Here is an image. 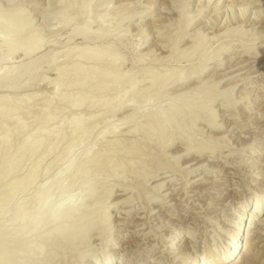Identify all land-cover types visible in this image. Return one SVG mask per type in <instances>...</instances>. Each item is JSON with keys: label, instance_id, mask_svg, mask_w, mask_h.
<instances>
[{"label": "rangeland", "instance_id": "rangeland-1", "mask_svg": "<svg viewBox=\"0 0 264 264\" xmlns=\"http://www.w3.org/2000/svg\"><path fill=\"white\" fill-rule=\"evenodd\" d=\"M208 1L0 0V18L18 9L22 14L19 24L23 21L25 24L21 25L25 26L31 21L21 29V34L16 32L20 37L14 40L25 44L23 42L31 35L36 42L39 40L36 50L28 56L20 50L1 61L8 49L1 45L0 39V70L2 73L6 68L10 71L8 86L0 83V100L4 99L1 101L6 105L0 104L3 109L7 108L6 113L5 109L0 113L8 116L0 114L3 121L0 125L4 124L1 128L6 132L11 130L8 132L11 143L4 139L6 135L3 139L12 150L28 134L35 133V128L45 124L44 132L48 129L45 132L48 136L41 133L47 138L44 137L43 144L33 155L15 154V149L11 154L5 152L8 157L13 154L17 155L15 159L18 155L21 157L15 173L4 177L3 182L12 188L19 184L20 177L26 181L20 182L21 187L14 186L17 190L9 187L11 191L0 183V188L9 192L5 194L0 190V196L8 201L0 197V202L8 206V213L0 217V222L10 219L17 203L29 204L40 189L54 187L65 168L67 145L75 139L84 144L75 143L78 146L71 151L70 157H74L76 165L62 179L63 183L70 182L63 196L74 198L83 185L84 188L87 182H90L87 186L91 185L88 196L76 212L79 218H74V222L83 221L82 225L73 222L78 231L76 236L70 242L46 248L43 254L50 255V259L45 262V254L37 256L32 251L33 243L31 251L28 248V253L24 251L30 256L28 259L25 254L29 261L23 258L28 264L30 261L34 264H90L94 261L97 264L109 261L111 264H176L178 247L185 239L193 243L186 255L204 258L203 253L210 251L217 260L227 250L230 237H239L237 232L241 230L240 238L245 236L243 229L249 220L256 226L250 245L253 250L241 264H264V202L258 207L260 213L252 219L249 212L255 199L264 192V0ZM85 3H89L86 14L82 12ZM87 20L91 34L73 36L72 30L81 28ZM103 47L109 56L106 55L107 59L104 56L98 65L90 59L93 65L87 55L93 56ZM81 55L85 58H80ZM110 62L113 67L108 65ZM104 64L115 69L112 76L118 73L117 80L101 77V70L106 68H102ZM89 65L100 72L95 70V76L90 77ZM83 69L88 73H83ZM183 75L189 80L185 84L169 85ZM222 91L227 93L224 95ZM182 92L186 93L185 97L190 95L187 101L185 99L186 105L178 107L180 102L175 100L174 104V95ZM118 103L125 106L114 111ZM173 104L180 110L171 109L175 108ZM47 107L48 114L46 110L44 113L52 115V119L48 117L51 120L45 119L48 123L42 115L43 108ZM160 112L162 115L158 114ZM39 113L42 119L37 117ZM129 116L133 120L126 118ZM210 116L222 125L209 128L206 121ZM197 117L203 119L198 121ZM17 118L21 123H15ZM72 118L74 122L76 118L83 122L81 130H74ZM16 124H24L22 127L26 130H18L20 125ZM1 128L0 140H3L5 131ZM4 144L0 145V160L3 161L0 164H4L6 158L3 151H10ZM186 147L191 148L188 155L176 157ZM198 150L204 154L200 157L201 163L191 160L195 157L193 152ZM254 159L257 161H252ZM3 168L6 170V166L1 172ZM161 182L160 187L157 184ZM256 189L262 193H256ZM233 193L240 197L231 204L228 201L235 195ZM106 197L110 204L118 201L116 206L111 204L115 207L107 210L108 219L104 217ZM220 197L224 198L218 200ZM241 210L243 212L239 213ZM239 214L241 218L237 222ZM15 244L11 245L12 249L16 248ZM169 244L173 251L167 254ZM127 246L130 249L121 254Z\"/></svg>", "mask_w": 264, "mask_h": 264}, {"label": "bare ground", "instance_id": "bare-ground-1", "mask_svg": "<svg viewBox=\"0 0 264 264\" xmlns=\"http://www.w3.org/2000/svg\"><path fill=\"white\" fill-rule=\"evenodd\" d=\"M210 1V0H209ZM208 1V2H209ZM181 2V1H180ZM188 2V1H187ZM129 3V2H128ZM189 3V2H188ZM88 5H89V3H85L84 5H83V13L84 14H86V9H87V7H88ZM216 5V4H215ZM153 9V8H152ZM1 10V9H0ZM201 10H202V8H201ZM201 10H200V12H201ZM18 11H20V10H18L17 9V11L15 10V12H14V14H7L8 16H6L5 15V17H1L0 18V29H2V36H1V45H5L6 47H7V53H4L5 54V57L2 59V56H1V61L2 60H6L12 53H14V52H16V51H22V53L24 52V54H25V56L27 55L28 56V54H30L32 51H35L36 49V45H38L39 44V40H38V42H36V39H35V36H30L29 38H27L26 39V41L25 42H23V43H25V44H19L18 43V41H16V40H14V38L16 39V38H19L20 37V35H18L17 36V33L16 32H18V34H19V31H20V34H21V29H24L23 27H25L26 25H28V24H26L25 26H22V25H24L23 24V21L21 22V24H19V17L22 15H20V13H21V11L20 12H18ZM199 11V10H198ZM241 11V10H240ZM12 12V11H11ZM200 12H198V13H200ZM203 12V11H202ZM232 12V11H231ZM220 13V12H219ZM241 13V12H240ZM242 13H244V12H242ZM221 14V13H220ZM219 14V15H220ZM200 15V14H199ZM214 16V15H213ZM218 16V15H217ZM216 16V17H217ZM219 17V16H218ZM217 17V18H218ZM27 18V17H26ZM131 18H133V17H129L128 19H131ZM137 19L138 18H140L139 16H137L136 17ZM102 20V19H101ZM100 20V21H101ZM212 20V19H211ZM19 21V22H18ZM192 21V19L190 20V22ZM224 21V20H223ZM31 22V21H30ZM30 22H29V25H30ZM193 22V21H192ZM213 22H211V24H212ZM138 24V23H137ZM28 25V26H29ZM209 25V24H208ZM27 26V27H28ZM188 26V25H187ZM129 27V26H128ZM189 27V26H188ZM26 28V27H25ZM90 22H89V20H87L86 22H84V25L81 27V28H75V29H71L72 30V32H71V34L74 36V35H77V36H82V37H86L89 33L91 34V31H90ZM1 31V30H0ZM145 32V31H144ZM16 33V34H15ZM157 33V32H156ZM161 33V32H160ZM200 33V32H199ZM68 34V33H67ZM71 34L69 35V36H71ZM196 34V33H195ZM145 35V34H144ZM158 35V34H157ZM67 36V35H66ZM73 36L71 37V40H72V38H73ZM76 37V36H75ZM74 39V38H73ZM96 39V38H95ZM19 40V39H18ZM22 40V39H21ZM198 40V39H197ZM20 41V40H19ZM67 41V40H66ZM182 41V40H181ZM68 42V41H67ZM66 42V43H67ZM21 43V42H20ZM38 43V44H37ZM145 43V42H144ZM67 45V44H66ZM4 46V47H5ZM36 46V47H35ZM40 46V45H39ZM241 46V45H240ZM199 47V46H198ZM244 47V46H243ZM105 48L106 47H103V50H99L98 49V52L96 53V52H92L93 54V56H91V55H87V58H88V56H89V62H91L92 64H93V60L95 61V63L97 64H101V61L103 60V58H104V56H105V58L104 59H107L106 58V55L107 56H109L108 54H107V50H105ZM39 49V48H38ZM87 50V49H86ZM242 50V49H241ZM20 51V52H21ZM245 51V50H244ZM84 52V51H83ZM246 52H248V51H246ZM256 52V51H255ZM261 52V51H260ZM251 53V52H250ZM68 54V53H67ZM81 54V53H80ZM79 54V55H80ZM85 55V54H84ZM258 55V54H257ZM12 56V55H11ZM77 56V55H76ZM76 56H75V58H76ZM86 56V55H85ZM85 56H80V58H85ZM90 56H91V58H90ZM113 56V55H112ZM116 56V55H115ZM22 58H23V56H22ZM74 58V59H75ZM77 58H78V56H77ZM116 58H117V56H116ZM9 59V58H8ZM35 59V58H34ZM90 59L92 60V61H90ZM119 59H120V56H119ZM40 60V59H39ZM78 60H80V59H78ZM88 60H87V62H88ZM34 61V60H33ZM75 61V60H74ZM104 61H107V60H104ZM103 61V62H104ZM28 62V61H27ZM31 62V61H30ZM39 62V61H38ZM42 62H43V60H42ZM79 62V61H78ZM106 63V62H105ZM113 63H114V61H113ZM119 63V62H118ZM29 64L30 63H28V66H26V67H29ZM97 64V65H98ZM110 64H112V62H110L108 65H110ZM115 64V63H114ZM114 64H112V65H110V66H114ZM117 64V63H116ZM115 64V65H116ZM27 65V64H26ZM79 65V64H78ZM94 65V64H93ZM105 65V64H104ZM21 66H23V65H21ZM39 66V65H38ZM76 66V63L74 64V66L73 67H75ZM100 66V65H99ZM102 66V65H101ZM118 66V65H117ZM31 67V66H30ZM70 67V66H69ZM91 67H93V66H91ZM90 67V65H89V68L87 69L88 70V72L86 71V70H82V72L84 73V71H86L88 74H89V76L90 77H92V76H95V75H93V73H95L96 71H99L98 70V68H97V70H96V68H91ZM104 67H106L105 69H103V70H101L102 72H101V77L103 78V79H107V77H112L111 79H113L114 77H115V79L117 80V75H118V73H117V75H115V74H113L114 75V77L112 76V73H113V71H115V69L114 68H112L111 69V67H109V66H103L102 68H104ZM79 68V67H78ZM115 68H117V67H115ZM7 69V68H6ZM6 69H5V71H6ZM27 69H29V68H27ZM70 69H74V68H70ZM80 69V68H79ZM101 69V68H100ZM24 70H26V68L24 69ZM24 70H22V72L24 71ZM33 70V69H32ZM76 70V69H75ZM96 70V71H95ZM4 70H3V73L1 72V70H0V72L2 73V74H0V83L1 84H3L4 86H8L7 84L10 82L9 81V78H8V76H9V72H5ZM27 71V70H26ZM73 71V70H72ZM77 71V70H76ZM95 71V72H94ZM236 71V70H235ZM73 72H75V71H73ZM77 72H79V71H77ZM81 72V73H82ZM100 72V71H99ZM120 72V71H119ZM200 72H201V70H200ZM7 73H8V75H7ZM12 73V72H11ZM27 73H28V71H27ZM31 73H32V71H31ZM86 73V74H87ZM22 74V73H21ZM28 74H30V72L28 73ZM224 74V73H223ZM18 75V74H17ZM23 75V74H22ZM21 75V76H22ZM79 75H80V73H79ZM84 75V74H83ZM98 75H99V77H100V73H98ZM24 76V75H23ZM85 76V75H84ZM12 77V76H11ZM16 77H18V76H16ZM20 77V76H19ZM87 77H88V75H87ZM21 78V77H20ZM86 78V77H85ZM98 78V77H97ZM170 78V77H169ZM172 78V77H171ZM12 79V78H11ZM10 79V80H11ZM14 79V78H13ZM89 79H91V78H89ZM188 79V77H186V76H180V78H178V79H176L175 81H173L172 83H170L169 85H181V84H185L187 81H189V80H187ZM170 80V79H169ZM9 81V82H8ZM12 81V80H11ZM219 81H221V79H219V80H217L216 81V85L219 83ZM242 81V80H241ZM14 82H15V79H14ZM132 82V81H131ZM154 82V81H153ZM167 82H169L168 80H167ZM207 82V81H206ZM117 83V82H116ZM133 83L134 82H132V84H131V86H133ZM136 83V82H135ZM14 84V83H13ZM153 84V83H152ZM15 85V84H14ZM1 86V85H0ZM3 86V88H5ZM9 86H11V84H9ZM110 86V85H109ZM130 86V87H131ZM14 87V86H13ZM7 88V87H6ZM8 89V88H7ZM58 89H59V86H58ZM133 89V88H132ZM0 90H2L1 88H0ZM4 90V89H3ZM6 90V89H5ZM131 90V89H130ZM227 90V89H226ZM225 89L223 90V91H226ZM232 89H230V91H231ZM194 91H195V89H194ZM222 91V92H223ZM186 92V91H185ZM221 92V93H222ZM227 92H228V90H227ZM227 92H225V93H227ZM263 92V91H262ZM132 93V92H131ZM189 93V92H188ZM187 93V94H188ZM224 93V92H223ZM225 93H224V95H225ZM229 93V92H228ZM127 94V93H126ZM184 93L182 92V93H180V94H177V95H174L175 96V98H174V101L176 100L177 102H180L179 103V105L177 104V106L178 107H183L184 105H186V104H184L186 101H187V99H186V97H188V95H190V93L188 94V95H186V97H185V94L183 95ZM227 95V94H226ZM245 96V95H244ZM177 97V98H176ZM242 98H244L243 96H241ZM6 99V98H5ZM107 99H108V97H107ZM124 99H125V96H124ZM172 99V98H171ZM185 99H186V101H185ZM239 99H241L240 97H239ZM1 100H4V99H1ZM0 100V103L1 102H3L2 104H4V105H6V102H4V101H1ZM7 100V99H6ZM9 100V99H8ZM173 100V99H172ZM104 101V100H103ZM176 101L174 102V104L176 103ZM231 101V100H230ZM229 101V102H230ZM236 101V100H235ZM106 102V101H105ZM119 102V101H118ZM171 102V101H170ZM50 103V102H49ZM104 103V102H103ZM110 103V102H109ZM124 103V102H123ZM121 104V103H118L117 104V107L114 109V111L116 110H119L120 108L122 109V107H123V105L124 104ZM126 103V102H125ZM172 103H173V101H172ZM172 103H169V104H172ZM2 104H0V105H2ZM52 104V103H51ZM106 104V103H105ZM173 104V106H175ZM210 104V103H209ZM228 104V103H227ZM12 105V104H11ZM47 105V104H46ZM127 105V104H126ZM168 105V104H167ZM181 105V106H180ZM50 106V105H49ZM48 106V107H49ZM125 106V105H124ZM128 106V105H127ZM172 106V105H171ZM172 106V107H173ZM177 106H175V108H171V107H169V108H171V109H177L178 107ZM47 107V108H48ZM77 107V106H76ZM76 107H75V109H76ZM210 107V106H209ZM208 107V108H209ZM168 108V107H167ZM4 109H5V113H6V106H4ZM4 109H3V105L0 107V111H2V112H4ZM31 109V108H30ZM44 110H42L43 112L42 113H44V111L48 114V110H49V108L48 109H46V108H43ZM74 109V110H75ZM79 109V108H78ZM134 109V108H133ZM170 109V110H171ZM179 109V108H178ZM177 109V110H178ZM8 110H10L9 108H8ZM14 110V109H13ZM175 110H173V111H175ZM180 110V109H179ZM210 110V109H209ZM12 111V110H11ZM19 112H20V110H18ZM39 111V110H38ZM8 112V111H7ZM16 112V111H15ZM15 112H13V114L15 113ZM158 112V111H157ZM176 112V111H175ZM174 112V113H175ZM9 113V112H8ZM17 113V112H16ZM16 113H15V115H16ZM22 113V112H21ZM41 113V114H42ZM54 113H55V110H54ZM59 113V112H58ZM62 113V112H61ZM110 113V112H109ZM173 113V112H172ZM177 113H179V112H177ZM1 115H3L2 113H0ZM50 114V113H49ZM136 114H137V112H136ZM155 114V113H154ZM158 114H161V112L160 113H158ZM158 114H156V115H158ZM6 116H7V114H5ZM5 115H3V116H5ZM10 115V114H9ZM18 115V114H17ZM30 115H32V114H30ZM45 118H44V120L47 118L48 120H51L52 118H51V116L50 115H48V116H46V114L44 113V114H42ZM63 115V114H62ZM102 115V114H101ZM104 115V114H103ZM162 115V114H161ZM197 115V114H196ZM36 116V115H35ZM34 116V117H35ZM40 116V113H39V115L37 116V117H39ZM75 116V115H74ZM221 116V115H220ZM8 117V116H7ZM7 117H5V118H7ZM10 117V116H9ZM36 117V118H37ZM48 117H50L51 119H49ZM97 117V116H96ZM195 117V116H194ZM5 118L4 119H2V120H5ZM36 118H34L35 120H36ZM40 118V117H39ZM39 118H37V120L39 119ZM53 118H55L54 120H57L56 119V117H53ZM74 118V117H73ZM72 118V119H73ZM127 119H130V120H133L132 119V117H126ZM161 118V116L159 117L158 116V119H160ZM198 119V121H199V119H201L202 117H197ZM10 119V118H9ZM15 119V118H14ZM40 119H42V116H41V118ZM39 119V120H40ZM46 119V120H47ZM62 119V118H61ZM83 119H85V118H83ZM89 119V118H88ZM203 119V118H202ZM216 119V118H215ZM215 119H214V117H212V116H210L208 119H207V126L209 127V128H213V129H215V128H217V127H220V125H222V123L221 122H219V123H217V122H215ZM8 120V119H7ZM13 120V119H12ZM18 120V121H17ZM17 120H16V122L15 123H18V122H20L19 121V118H17ZM20 120H21V117H20ZM34 120V121H35ZM46 120H45V122H46ZM91 120V119H90ZM135 120V119H134ZM32 121V120H31ZM33 121V122H34ZM72 121V120H71ZM87 121V120H86ZM126 121V120H125ZM0 122H3V121H1L0 120ZM12 122V121H11ZM25 123H26V121H24ZM23 122V123H24ZM40 122H42V121H40ZM49 121H47L46 123H48ZM55 122V121H54ZM62 122V121H61ZM68 122V121H67ZM69 122H70V120H69ZM74 122V119H73V121H72V123ZM91 122V121H90ZM121 122V121H120ZM122 122H124V121H122ZM21 123V122H20ZM39 123V122H38ZM63 123V122H62ZM87 123V122H86ZM1 124V123H0ZM42 124V123H41ZM43 124H44V122H43ZM70 124V123H69ZM74 124V130L77 128V130L78 129H80L81 130V128L83 127V122H80L79 120L77 121V118H76V121L73 123ZM124 124V123H123ZM191 124V123H190ZM17 125V124H16ZM20 125V126H19ZM26 125V124H25ZM48 125V124H47ZM59 125V124H58ZM6 126V125H5ZM17 126H19V129L18 130H20L21 128H23L22 126H24V124L22 125V124H18ZM16 126V127H17ZM29 126V125H28ZM43 125H41V128L39 127H37L38 129L36 130V128H35V133H37V134H35L33 131V134L32 133H30V134H28V136H26V138H24V140H23V142L15 149V154L17 153V154H20V153H22V154H26V152H27V154H32L33 155V153H36L35 151L39 148V146L41 145V143L45 140L44 139V137L45 136H43V135H41V133H45V132H47L48 131V129H47V131L45 130V132H44V127H45V124H44V126L42 127ZM155 126V125H154ZM1 127H3L4 128V124L1 126L0 125V128ZM58 127V126H57ZM59 127H61V126H59ZM63 127H64V124H63ZM71 128H72V126H70ZM3 128H1V129H3ZM12 128H13V126H12ZM29 129H31L30 127H28ZM56 128V127H55ZM89 128V127H88ZM9 129H11L10 127H9ZM8 129V130H9ZM23 129H25V127L23 128ZM23 129H21V130H23ZM69 129V128H68ZM87 129V128H86ZM4 130V129H3ZM7 130V131H8ZM26 130V129H25ZM54 130V129H53ZM57 130V129H56ZM83 130H84V128H83ZM82 130V131H83ZM5 131V130H4ZM9 131H11V130H9ZM8 131V132H9ZM14 131H15V129H14ZM13 131V132H14ZM50 131V130H49ZM79 131V130H78ZM8 132H6L5 131V133L2 131V133H4L3 135H2V138L1 139H3V137H4V139H6L7 138V140H8V142H10L9 141V137L11 136V134H10V136H9V134H8ZM12 132V133H13ZM22 132V131H21ZM51 132V131H50ZM49 132V133H50ZM54 131H52V133H53ZM87 132V131H86ZM1 133V132H0ZM48 133V134H49ZM76 134H77V131L75 132ZM211 133H213V132H211ZM15 134L16 133H14V136H15ZM25 134H26V132H25ZM36 136H35V135ZM63 134H64V132H63ZM62 134V135H63ZM158 134V133H157ZM1 135V134H0ZM32 135H34V136H32ZM44 135H47V133H45ZM50 135V134H49ZM60 135V134H59ZM78 135V134H77ZM8 136V137H7ZM22 136V135H21ZM48 136V135H47ZM57 136V135H56ZM65 136V135H64ZM73 136V135H72ZM71 136V137H72ZM90 136V135H89ZM1 137V136H0ZM16 137V136H15ZM32 137H34L33 138V140H32ZM60 137V136H59ZM58 137V138H59ZM81 137V136H80ZM100 137H101V135H100ZM18 138H20V137H18ZM45 138H47V137H45ZM53 138V137H52ZM58 138H56V140L58 139ZM60 138H62V137H60ZM63 138H65V137H63ZM70 138V137H69ZM88 138V137H87ZM99 138V137H98ZM3 139V140H4ZM50 139V138H49ZM78 139V138H77ZM80 139V138H79ZM83 139V138H82ZM3 140H0L2 143L1 144H4V146H5V149L6 148H9V152H8V150L7 151H3L4 153V155H6V158L4 157V159H5V161H4V164H0V169L3 167V166H6V170L4 169V171L3 172H1L0 171V183L1 182H3V178L4 177H6L7 176V178H9V176H11V175H9L10 173H12L13 171V173H15V168L18 166V164H19V159L18 158H20L21 157V155H18V157H17V159H15V158H13V157H16V156H13V155H11L10 157H8L7 156V154L8 153H10L11 151L13 152L14 151V149L12 148V150H11V148H10V146L8 145V143H6V141L5 142H3ZM30 140V141H29ZM86 140V139H85ZM47 141V140H46ZM63 141V140H62ZM65 141V140H64ZM71 141H72V139H71ZM80 140H78V142H79ZM82 141V140H81ZM173 141V140H172ZM16 142V141H15ZM59 142V141H58ZM77 142V140L75 139V142H70L67 146V150H66V152H64V157H65V159H64V161L66 160V164H65V168H64V166H63V168H64V174H62L63 172H61L60 174H59V176H58V180H56V182H55V184L53 185L54 187L52 188L51 186H50V188H49V186L48 187H45L43 190L42 189H40V191L39 192H37L36 193V195L34 196L35 198L33 199V201H31V202H29V204H25V202H23V204H18L17 203V207H15V209H14V212H12L13 214L11 215V217H9L10 219H8V221L6 220H4V221H1L0 222V264H25V260L23 259V258H25L26 259V257L28 256V259H30V256H29V254H27L28 252H27V248L29 249L30 247L32 248L33 247V245H34V247H33V250L32 251H34V253L37 255V256H43L44 254V256H43V258H44V262H45V260H49L50 258L48 257V256H50V255H46V253H44L43 254V251L44 250H46V248L47 249H49V248H52L53 246H55L56 244H58L59 245V243H63V242H70L72 239L71 238H74L75 236H76V234L78 233V231H76V229H75V227L73 226L74 225V223H78V224H80V225H82L83 223V221H82V219H78V220H75L76 222H74V218H76V217H78V216H76V212H78L79 210H80V208H81V206H82V203H83V200L88 196V193H89V187L91 186V185H89V186H87L88 184H90V182L88 183L87 181V185L85 186V188H84V185L82 186L83 188H82V190L80 191V193L78 192V195L77 196H75L74 198L73 197H69V198H67L68 197V195H66V198L63 196L64 195V193L66 192V190H68V188H70V186L69 185H67L68 183L70 184V182H68V181H66V182H68L67 184L66 183H63V181H62V179H65L66 177V175L65 174H67L66 172H70V170L73 168V166H75L74 165V163L76 162V160L74 159V157H73V159H71V157H70V155H72L71 153L73 152L72 150H74V147L76 148L80 143H78ZM210 142V141H209ZM229 142V141H228ZM11 143V142H10ZM51 143H52V141H51ZM54 143H57V142H54ZM63 143V142H62ZM75 143H78V145H76ZM0 144V145H1ZM43 144V143H42ZM82 144H84V142L83 143H81V145ZM7 145L9 146V147H7ZM18 145V144H17ZM16 145V146H17ZM48 145H50V144H48ZM52 145V144H51ZM57 145H59V144H57ZM89 145V144H88ZM219 145V144H218ZM43 146V145H42ZM46 146V145H45ZM52 147H53V145H52ZM86 147V146H85ZM184 147V146H183ZM2 148V147H1ZM41 148V147H40ZM50 148H51V146H50ZM50 148H46L47 149V152L48 153H52V148L50 149ZM56 148V147H55ZM84 148V147H83ZM78 149V148H77ZM85 149V148H84ZM214 149V148H213ZM4 150V149H3ZM39 150V149H38ZM51 150V152H49ZM72 151V152H71ZM184 152L183 153H180V154H177L176 155V157H180L181 155H188V152H190L191 151V148H185V150H183ZM5 152H7V154H5ZM11 152V153H12ZM24 152V153H23ZM39 152V151H38ZM80 152H81V149H80ZM186 152V154H184ZM10 153V154H11ZM87 153V152H86ZM192 153V152H191ZM194 154H195V157H193L191 160H194V161H200V162H198V163H201L202 161L200 160V157L201 156H204V154H202V152H201V150L199 151H196V152H193ZM211 153V152H210ZM209 153V154H210ZM1 154V153H0ZM25 154L24 155H22V156H25ZM49 154V155H50ZM46 155V154H45ZM1 156V155H0ZM3 156V155H2ZM20 156V157H19ZM44 156V155H43ZM47 156V155H46ZM51 156V155H50ZM61 156V158H64L62 155H60ZM76 156V155H75ZM82 156V155H81ZM29 157V156H28ZM30 157H32V156H30ZM29 157V158H30ZM38 157V156H37ZM41 157V156H40ZM175 157V158H176ZM2 158V157H1ZM23 158L24 157H22V159L21 160H23ZM34 158V157H33ZM43 158V157H42ZM60 157H58V159L60 160L61 159ZM79 158V156L76 158V159H78ZM226 158V157H225ZM229 158V157H228ZM26 159V158H25ZM91 159V158H90ZM28 160V159H27ZM41 160V159H40ZM44 160V159H43ZM57 160V159H56ZM75 160V161H74ZM176 160V159H175ZM0 161H2V160H0ZM26 161V160H25ZM33 161V160H32ZM39 161V160H38ZM61 161V160H60ZM63 161V160H62ZM61 161V162H62ZM194 161H192V162H194ZM252 161H257L256 159H254V160H252ZM3 162V161H2ZM28 162H30V161H28ZM28 162H27V164H28ZM34 162V161H33ZM42 163H43V161H41ZM40 162V163H41ZM54 162H56V161H54ZM86 162V161H85ZM91 162V161H90ZM21 163V162H20ZM87 164H88V162H86ZM242 163V162H241ZM39 164V163H38ZM90 164V163H89ZM197 164V163H196ZM21 165H22V163H21ZM25 165H26V163H25ZM30 165V164H29ZM32 165V164H31ZM41 165V164H40ZM57 165V164H56ZM80 165V164H79ZM82 165V164H81ZM201 165V164H200ZM199 165V166H200ZM19 166H20V164H19ZM33 166V165H32ZM85 166V165H84ZM199 166H197V169H198V167ZM28 167V166H27ZM35 167H37L36 165H35ZM34 167V168H35ZM186 167V166H185ZM18 168V167H17ZM31 168V167H30ZM83 168V167H82ZM201 168V167H200ZM33 169V168H32ZM37 169H39V168H37ZM36 169V170H37ZM76 169H78V168H76ZM16 170H18V169H16ZM25 170V169H24ZM30 170V169H29ZM34 170V169H33ZM60 170V169H59ZM79 170V169H78ZM81 170V169H80ZM199 170V169H198ZM83 171V170H82ZM191 171H193V169L191 170ZM5 172V173H4ZM27 172H29V171H27ZM34 172H36L35 170H34ZM80 172V171H79ZM78 172V173H79ZM2 173H4V174H2ZM20 173H21V171H20ZM32 173V172H31ZM37 173V172H36ZM77 173V172H76ZM75 173V174H76ZM161 173V172H160ZM238 173V172H237ZM33 174V173H32ZM32 174H30L31 176H32ZM62 174V175H61ZM190 174V173H189ZM248 174V173H247ZM9 175V176H8ZM27 175V174H26ZM29 175V177H31ZM62 177H61V176ZM64 175V176H63ZM157 175V174H156ZM20 177V176H19ZM64 177V178H63ZM18 178V177H17ZM23 178V177H22ZM35 178V177H34ZM24 179V178H23ZM27 179V178H26ZM31 179V178H30ZM70 179H71V177H70ZM72 179H73V177H72ZM151 179V178H150ZM28 180H29V178H28ZM171 180V179H170ZM5 181V180H4ZM16 180H14V182H15ZM18 182L20 181V182H22V183H24L26 180L24 179V180H21V177H20V179H18L17 180ZM65 181V180H64ZM71 181V180H70ZM194 181V180H193ZM196 181V180H195ZM200 181V180H199ZM9 182V181H8ZM19 182V184L18 183H16V185H21V183ZM198 182V181H197ZM196 182V183H197ZM10 183V182H9ZM31 183V182H30ZM30 183H28L29 185H30ZM3 184H5L4 182H3ZM2 183H1V185L2 186H4ZM11 184H12V181H11ZM26 184V183H25ZM92 184V183H91ZM161 184H162V182L160 183V184H157L158 186H160L161 187ZM203 184V183H202ZM201 184V185H202ZM0 185V186H1ZM10 185V184H9ZM9 185H6L5 184V186H8V190H10V189H12L14 186H16V185H14V184H12V188L9 186ZM2 186H1V188H2ZM5 186H4V189H5ZM9 187H10V189H9ZM21 187V186H20ZM42 187V186H41ZM159 187V188H160ZM0 188V190L1 191H3L5 194L6 193H9L8 192V190H7V187H6V190H7V192H5L4 191V189H1ZM13 189H15V187L13 188ZM27 189V188H26ZM15 190H17V188L15 189ZM19 190V189H18ZM22 190H24V189H22ZM257 190V189H256ZM11 191V190H10ZM238 192V191H237ZM262 193L261 191H260V189H258L257 190V192L256 193ZM22 193V192H21ZM196 193V192H195ZM16 194V193H15ZM14 194V195H15ZM56 194V196H57V198H56V201L55 202H53L54 200H55V197L56 196H54ZM233 194H235V195H233V197L228 201V203H231L232 201L234 202L237 198H239L240 197V194L239 195H237L236 193H233ZM108 195V194H107ZM165 195V194H164ZM262 195H264V192H263V194H259L258 195V197L255 199V203L252 205V207H251V209L249 210V212H250V214H251V219L253 218V217H255L256 215H258V213H260V211H258V207H260V205L264 202V196H262ZM11 196V195H10ZM54 196V197H53ZM0 197H2V196H0ZM4 198H5V195H4ZM13 198V197H12ZM52 198L54 199L53 201H52ZM224 197H220V198H218V200H222ZM2 199H3V197H2ZM1 199V200H2ZM9 199V198H8ZM109 198H107L106 197V200H105V204L103 205V206H105L104 207V212H105V216L104 217H106L107 219L110 217V213H108L107 212V210L109 209V207L110 206H113V205H111V204H117V202L118 201H115V202H113V203H109L108 200ZM235 199V200H234ZM4 200V199H3ZM11 200V199H10ZM29 200V199H28ZM108 200V201H107ZM120 200V199H119ZM5 202H8L7 201V199L6 200H4ZM3 201V202H4ZM239 201V200H238ZM21 202V201H20ZM72 202H74V203H72ZM108 202V203H107ZM1 204H0V217L2 218L3 216H5L6 215V213H8L7 212V208H8V206L6 205V203H2V202H0ZM232 204V203H231ZM19 205V206H18ZM41 205H44V206H46L45 207V209L44 210H41V211H39L38 210V207L39 206H41ZM56 205H60V207H58L57 209H55V210H52V208L54 207V206H56ZM127 205V204H126ZM116 206V205H115ZM115 206H113V207H115ZM243 209H244V206H243ZM242 209V210H243ZM262 209V208H261ZM240 211L239 213H242L243 211ZM109 211V210H108ZM262 211V210H261ZM263 212H264V210H263ZM103 214V213H102ZM196 216V215H195ZM0 218V219H1ZM79 218V217H78ZM240 218H241V214H239L238 216H237V222H239L240 221ZM77 219V218H76ZM2 220V219H1ZM80 220V221H79ZM82 221V222H81ZM110 221V220H109ZM74 222V223H73ZM175 222V221H174ZM209 222V221H208ZM82 223V224H81ZM258 224V223H257ZM78 226V225H77ZM244 226V225H243ZM74 227V228H73ZM256 226H255V223L254 222H252V220H249V222L247 223V225H246V227H245V230L243 229V231H245V236L244 237H241L240 238V235L242 236V230H241V232H237V234H239V237H230V239H229V245H227V250L225 251V252H223V254H222V256L220 257L219 256V258H217V260H215L214 259V254L212 253V252H206V253H203V255H205L204 256V258H200V255H199V257L197 256H195V257H190L189 255H186L185 253H187L188 252V249H190V246L192 247L193 246V243L191 242V241H189L188 239H185L184 240V243H183V245H180L179 247H178V261L176 262V264H241L242 262H244V260H247L249 257H250V255H251V252H252V250L253 249H251L250 248V245L252 244V242H253V237H252V232H253V230H254V228H255ZM77 228H82V227H80V226H78ZM244 228V227H243ZM47 229V230H46ZM140 229V228H139ZM109 230V229H108ZM190 231V230H189ZM47 232V233H46ZM45 233V234H44ZM188 233H190V232H188ZM192 233V232H191ZM200 235V234H199ZM235 235H236V233H235ZM190 237H193V236H190ZM36 239L35 241H32V240H34V239ZM96 238V237H95ZM106 241V240H105ZM139 241H140V239H139ZM232 241V242H231ZM73 242V241H72ZM16 243V244H15ZM33 243H35V244H33ZM12 244H15L16 245V248H14V249H12L11 248V245ZM33 244V245H32ZM66 244V243H65ZM152 244V243H151ZM32 245V246H31ZM74 245V244H73ZM13 246V245H12ZM169 246V248H166V253L167 254H170V252L171 251H173L172 249H170V246H171V244H169L168 245ZM243 246V247H242ZM226 247V246H225ZM59 248V247H58ZM25 249H26V252L27 253H25L24 251H25ZM130 249V247L129 246H127L126 248H124L123 250H121V254H123V253H126V252H124V250H126V251H128ZM30 251H31V249H29ZM28 250V251H29ZM11 251V252H10ZM29 251V252H30ZM23 252H24V254H23ZM84 253V252H83ZM25 254L27 255V256H25ZM35 254H33V255H35ZM51 254V253H50ZM22 255H24V257L22 256ZM83 255V254H82ZM207 255H209V256H207ZM54 256V255H53ZM206 256H207V258H209V260H206ZM212 258V259H211ZM28 259H26L27 261H29ZM25 262H24V261ZM34 260V259H33ZM24 263H23V262ZM36 262V261H35ZM44 262H41V263H44ZM46 262H48V261H46ZM40 263V262H39ZM26 264H28V262H26ZM29 264H34V261L32 262V261H30L29 262ZM47 264V263H46ZM90 264H97V262L96 261H94V262H91ZM105 264H111L110 263V261L109 262H106ZM114 264V263H113Z\"/></svg>", "mask_w": 264, "mask_h": 264}, {"label": "clouds", "instance_id": "clouds-1", "mask_svg": "<svg viewBox=\"0 0 264 264\" xmlns=\"http://www.w3.org/2000/svg\"><path fill=\"white\" fill-rule=\"evenodd\" d=\"M45 207H46V206L41 205V206L38 207V210H39V211L44 210ZM58 207H60V205H56V206H54V207L52 208V210H55V209H57Z\"/></svg>", "mask_w": 264, "mask_h": 264}]
</instances>
